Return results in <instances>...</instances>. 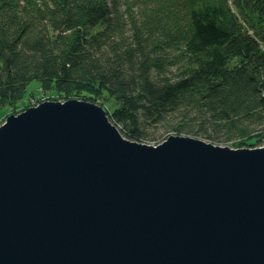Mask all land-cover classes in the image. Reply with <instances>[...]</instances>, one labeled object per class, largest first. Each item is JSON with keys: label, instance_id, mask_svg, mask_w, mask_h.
<instances>
[{"label": "water", "instance_id": "1", "mask_svg": "<svg viewBox=\"0 0 264 264\" xmlns=\"http://www.w3.org/2000/svg\"><path fill=\"white\" fill-rule=\"evenodd\" d=\"M101 106L0 125V264H264V146L122 139Z\"/></svg>", "mask_w": 264, "mask_h": 264}, {"label": "trees", "instance_id": "2", "mask_svg": "<svg viewBox=\"0 0 264 264\" xmlns=\"http://www.w3.org/2000/svg\"><path fill=\"white\" fill-rule=\"evenodd\" d=\"M122 3L0 0V116L78 99L131 140L180 114L178 134L264 146V0Z\"/></svg>", "mask_w": 264, "mask_h": 264}, {"label": "rangeland", "instance_id": "3", "mask_svg": "<svg viewBox=\"0 0 264 264\" xmlns=\"http://www.w3.org/2000/svg\"><path fill=\"white\" fill-rule=\"evenodd\" d=\"M120 2L122 3V0H120ZM123 4V3H122ZM38 87V83L36 82V81H31L29 84H28V86H27V88L28 89H32V90H35L36 88ZM42 98H44V97H42ZM45 99H47V100H50L49 98H45ZM41 100V99H40ZM103 100V101H102ZM102 100H100V102L101 103H105L106 104V99H102ZM95 104H97V103H95ZM97 105H99V106H101L102 108H104L103 106H102V104H97ZM104 110H106L105 108H104ZM10 113V111H8V110H6L5 112H3L2 114H1V116H0V118H3L2 117V115H5V114H7V116H8V114ZM6 116V117H7ZM106 116H107V119H108V121L112 124V122L110 121V119H109V116L106 114ZM179 117H180V114H178V115H176V116H173L170 120H169V124L168 125H162V126H160V127H156V128H154V127H149V128H147V126L145 125V126H142V128H143V131L146 133L145 134V137H143L142 139H141V141L139 142V141H136V140H132V141H135V142H138V143H143V144H145V143H150V144H157V143H161V142H163L167 137H169V136H189V135H184L183 133L182 134H178L177 133V131L175 130V126H177V124L179 125V123L178 122H174L175 120H178L179 119ZM3 119H0V125L3 123ZM190 121V120H189ZM189 121L188 120H186V122L187 123H189ZM118 125V127H120L121 125L120 124H117ZM173 125V126H172ZM190 137H193V136H190ZM127 138V137H126ZM194 138V137H193ZM196 138V137H195ZM218 138H221L220 136H218ZM128 139V138H127ZM198 139H200V138H198ZM200 140H203V141H205V142H210V141H208L206 138H204V139H200ZM221 142V141H220ZM223 142H226L227 144H225V145H220V144H214V143H211V144H214V145H220V146H228V147H230V148H233L231 145H232V141H225V140H223L222 139V142L221 143H223ZM247 143H249V142H247ZM244 148V147H243Z\"/></svg>", "mask_w": 264, "mask_h": 264}, {"label": "bare ground", "instance_id": "4", "mask_svg": "<svg viewBox=\"0 0 264 264\" xmlns=\"http://www.w3.org/2000/svg\"><path fill=\"white\" fill-rule=\"evenodd\" d=\"M44 98H46V97H44ZM43 101H45V100H43ZM58 102H64V101H66V100H57ZM40 102H42V101H38V103H40ZM86 102H88V101H86ZM38 103H36V104H38ZM90 103H92V102H90ZM36 104H34V105H36ZM95 104V103H94ZM30 106H33L32 104H30ZM29 106V107H30ZM104 109V108H103ZM23 110H25V109H23ZM22 110V111H23ZM111 122H112V125L113 126H115L116 127V130H117V132H119L118 134L120 135V137L123 139H127L126 138V136H125V134H124V132L122 131V126H120V127H118V125L117 124H115L112 120H110ZM195 138V137H194ZM127 140H129V141H132L131 139H127ZM141 141V139H139V142ZM132 142H135V141H132ZM157 144H160V143H157ZM221 145V144H220ZM250 148H254V147H244L243 149H250Z\"/></svg>", "mask_w": 264, "mask_h": 264}, {"label": "built area", "instance_id": "5", "mask_svg": "<svg viewBox=\"0 0 264 264\" xmlns=\"http://www.w3.org/2000/svg\"><path fill=\"white\" fill-rule=\"evenodd\" d=\"M43 100H47V99L41 97V100H40V101H43ZM34 101H35V100H32V102H31L32 105L38 103V102H34Z\"/></svg>", "mask_w": 264, "mask_h": 264}]
</instances>
